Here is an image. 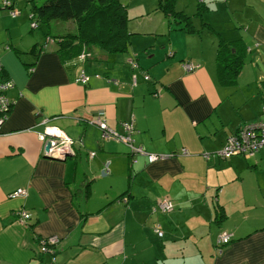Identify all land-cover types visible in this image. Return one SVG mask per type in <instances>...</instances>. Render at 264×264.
<instances>
[{
    "label": "crops",
    "instance_id": "1",
    "mask_svg": "<svg viewBox=\"0 0 264 264\" xmlns=\"http://www.w3.org/2000/svg\"><path fill=\"white\" fill-rule=\"evenodd\" d=\"M149 14L141 17L148 20ZM22 17L0 7V63L14 83L7 95L15 100L0 125V264H264V148L246 157L203 156L219 150L243 124L264 117V90L253 79L241 89L244 101L255 104L254 113L222 110L238 82H217L218 38L199 26L192 32L179 29L165 14L168 42L179 61L166 59L164 39L159 49L158 42L134 38L140 31L132 29L128 68L109 73L96 63L105 52L87 47L94 58L69 71L56 45L41 48L45 37L25 47L18 30ZM153 20L144 25L165 32ZM244 29L251 36L246 47L255 41L264 49V17ZM177 33H186L188 40L181 53L173 39ZM205 39L212 52L205 51ZM131 58H139L145 69H131ZM183 61L198 67L185 71ZM244 64L236 78L252 72ZM81 70L89 76L86 84L75 80ZM96 115L117 130L133 120L135 145L172 155L156 162L134 155L132 162L127 145L101 139L100 130L87 122ZM49 125L74 139V155L44 156L38 135ZM106 163L107 174L101 175ZM17 188L27 194L11 198ZM159 197L170 198L173 210H158ZM18 210L30 214L24 223ZM221 231L231 232L232 240L218 251ZM48 236L58 237L54 256L39 252L37 238Z\"/></svg>",
    "mask_w": 264,
    "mask_h": 264
},
{
    "label": "rangeland",
    "instance_id": "2",
    "mask_svg": "<svg viewBox=\"0 0 264 264\" xmlns=\"http://www.w3.org/2000/svg\"><path fill=\"white\" fill-rule=\"evenodd\" d=\"M202 1L205 2V5H202ZM227 1H229L230 3L228 5V8L226 7ZM43 2L44 0H35V3L37 5H40ZM122 2L126 4L127 15L129 17L128 31L132 29L140 31V32H136L138 33V35L133 34V37L139 39L144 38V40L148 41L147 42L148 45L152 43L157 44L158 42L159 49H164L160 46L164 39L166 41L165 45L167 49L164 52L166 59L171 61L176 59L177 61H179V56L177 55L176 52H174L173 47H171V43L168 42V33H167L168 20L165 17V13L162 11L161 13L153 11L159 5V0H122ZM19 7H20L18 9L19 13L16 15V17L19 16L20 14H22V16H25L22 17L24 18V21L22 22L21 27L18 28V30L25 37V47L31 46L34 43V39H37L39 37L43 38L47 34L56 36V35H64L67 34L68 32L74 31L75 25L72 20L52 19L48 22H41L38 19L37 21H35V26L30 27V24L33 21V19H30L28 17L29 12L33 11L31 9V4L29 3L26 4L24 0H21ZM174 7L177 11H182L187 16L189 14L194 13L196 17L191 18L193 22H191L190 25L199 26L201 29L204 30V32H211V34H213L211 35L213 38L215 37L218 38V41L216 42L217 45L220 43L219 42L220 40H223L222 42L225 43L229 49V51L228 49L226 50V55L230 57V58L228 57V61L226 62V64L228 65L232 64V59L230 55L234 54V56L241 57L243 59V62L245 63L244 66L245 65L248 66V68L252 71V72L247 71L246 73H243V75L239 78L233 77L235 79L233 83H230V85L234 86L238 82V87L237 88L233 87L229 98L225 100L227 103V105H224L226 109L225 110L222 109V110L226 114H253L255 104L254 103L250 104L248 102L246 103V100L244 101L243 94H245V92L244 89H241V87L246 86L249 82H252L249 80L253 79V81L255 80V84H257L260 89L264 90V84L262 83L264 82V49L257 46L258 43L254 41L250 45V48H247L246 51L244 50V47L248 43L250 36V34H248L246 29L244 28L245 26L247 27L250 23H254L257 20H259V16L264 17V4L257 0H248V2L245 4H243V2H241L240 0H174ZM147 13L150 14L147 15L148 20H145L141 16L146 15ZM151 19H154L153 25H156L157 29L161 28L165 32L156 33V30H152L151 28H148L147 26L144 25L146 21H148L147 22L148 24L151 23L150 22ZM170 22L173 25H176L173 18L171 19ZM183 25L184 22H182L181 26ZM237 33H239V36ZM185 34L186 33H180V34L177 33L176 36L173 37L176 46L179 47L180 50L178 53H181V51H186L187 49L188 40L185 37ZM209 38L211 39V37ZM32 40L33 42H31ZM210 47H211V42L205 39L204 40L205 51H207L208 48ZM252 48L255 50L252 51ZM233 50H235L237 54ZM145 51L146 50H144V52ZM210 51L212 52L211 48L208 50V52ZM20 54L21 56L26 55L25 53H20ZM217 54L218 52L217 50H215L214 56L217 57ZM106 56L107 57L109 56L110 58L106 60L105 59ZM113 56L116 57L114 58ZM125 62H126V52H123V53H112L110 55L102 53V58L96 63L103 64L104 66L107 67V71L109 73L115 75L116 73L125 70V68H128L124 64ZM130 66L131 69H133L136 66L135 68H138V71L145 69L144 65L139 63V58H136L134 64L131 63ZM224 69H225V75L232 76L230 72L227 71L226 68ZM135 73L138 74L137 71H135ZM135 73L132 74V77L136 75ZM142 73L144 78L145 76H148L150 78V75L146 71H142ZM258 76H260L261 78H258ZM217 82L220 84V82L222 81L219 80L218 78ZM252 85L254 86V83H252ZM248 91L250 94L253 90L252 88H249ZM233 94L235 100L233 98ZM155 95H158V93L156 92ZM149 96L156 98L153 94H149ZM228 105L231 106L232 109H228L227 107ZM263 106H262V111H263ZM127 122H131L134 129L133 120L130 119L127 120ZM113 129L117 130L116 128ZM117 131L121 132L122 130H117ZM100 132H101L100 133L101 139H103L102 131L100 130ZM69 137L70 139L74 140L71 136ZM144 151L147 153H158V154L169 155V152H149L146 150ZM137 155H143V154H137ZM107 162H109V160ZM173 207H174V203H173Z\"/></svg>",
    "mask_w": 264,
    "mask_h": 264
},
{
    "label": "trees",
    "instance_id": "3",
    "mask_svg": "<svg viewBox=\"0 0 264 264\" xmlns=\"http://www.w3.org/2000/svg\"><path fill=\"white\" fill-rule=\"evenodd\" d=\"M2 2L3 0H0L1 8H3ZM20 2L21 0H10L12 8L15 9L20 8ZM24 2H26V4H31V9L36 13L37 20L39 19L41 22H48L52 19L73 21L75 25L73 32L56 36L47 34L45 35L41 46L42 49H45L49 44L56 45L57 51L63 61V65L69 71L76 69L78 61H85L92 58L87 47H95L107 54H112L126 52L130 45L131 33L128 31L129 17L127 15L126 4L123 3L122 0H44L40 5H37L35 0H24ZM10 8L11 7H9V9ZM156 9H159L167 15H171L177 28L183 29L186 32H192L193 25H190V23L193 22V20H191L192 16H187L182 11H177L174 7V0H159V5ZM5 10L7 11L8 9ZM182 22H184L183 26H181ZM222 41L223 40L219 41L220 43L217 49L219 79L222 82L233 83L244 62L241 57L231 54L232 64H226L229 57L226 55L228 47ZM5 48H9V46L6 45ZM247 48L248 46H245L244 50ZM233 51L236 53L235 50ZM81 55H84L85 58L80 59L79 57ZM134 61L135 59L131 58L129 63H134ZM224 68H226L232 76L225 75ZM82 71L83 70L79 72L75 80L79 77ZM97 75L98 74H95V76ZM9 77V72L0 63V85L6 81H9L14 85ZM148 79L150 78L148 77ZM8 91L5 92L6 95ZM6 97L7 100L4 107L1 108L0 106V119L6 118V115L15 103V100H12L8 95ZM222 232H228L231 234L229 231H221L218 235ZM37 240L40 253H45L44 251H41L42 244L49 249H54L56 253V243L51 244L48 237H38ZM231 240L232 235L228 242L220 245L217 244L216 237L215 244L217 250L220 251L223 246L228 245Z\"/></svg>",
    "mask_w": 264,
    "mask_h": 264
},
{
    "label": "built area",
    "instance_id": "4",
    "mask_svg": "<svg viewBox=\"0 0 264 264\" xmlns=\"http://www.w3.org/2000/svg\"><path fill=\"white\" fill-rule=\"evenodd\" d=\"M3 9H8L9 15L12 17H15L19 10L12 8V5L10 3V0H3L2 2ZM5 7V8H4ZM9 7H11L9 9ZM28 17L30 19H33L32 23L30 24V27L35 26V21H37L36 13L33 11L29 12ZM80 59H84L85 56L81 55L79 57ZM134 64V63H132ZM182 68L185 71H192L195 68L198 67V64H193L191 62H185L183 61L181 63ZM135 79V75L133 76ZM88 76L82 71V73L79 75V77L76 79L77 82L85 83L88 81ZM145 79H148V76H145ZM13 87V84L9 81L4 82L0 85V106L1 108L4 107V104L7 100V95L5 92H7L9 89ZM263 112H264V106H263ZM5 119V118H4ZM3 118L0 119V125L2 124ZM90 122L92 125L98 127L102 131V137L104 139H113L120 141L128 146L129 152L132 156V162L136 161V157L134 155L137 154H143L146 156L148 162H156L161 161L168 156L172 155L169 153V155L165 154H158V153H147L143 150L141 146H137L134 144V140L132 139L131 133L133 131V126L131 122H122V131L119 132L113 128H111L103 118L99 117L98 115L93 116V119L87 120V122ZM46 132H51L54 134H57L60 136V138H51L46 135ZM39 139L42 142H46L47 140L55 141L58 144V147L62 146H68L70 149H72V145L74 141L70 139L69 136H67L59 127L49 125L46 126L43 133H39L38 135ZM264 148V117L247 122L243 124L237 131L234 133H231L229 136L226 137L225 142L223 146L212 153L204 152L203 156L205 158H208L210 155H215L220 158H228L231 155L234 154H242L243 156H253L255 153H257L260 149ZM182 153H187L185 148H181ZM95 154V152L91 151L89 152V156L92 157ZM56 158H63L61 154L54 155ZM27 194L26 190L24 188H17L13 192L10 193L11 198L19 197V196H25ZM124 201L125 198H122ZM155 207L158 208L161 212H169L173 209V203L170 198H160L156 200ZM16 215L21 222H25L29 217L30 214L23 210H18L16 212ZM155 232L161 236L163 231L161 230L159 224H156L154 227ZM231 237V234L228 232H222L217 236V244H225L228 242L229 238ZM48 240L51 244H55L58 242L57 236H48ZM41 251L51 253V255L54 256L55 251L54 249H49L43 244L41 245ZM54 264V262H51Z\"/></svg>",
    "mask_w": 264,
    "mask_h": 264
},
{
    "label": "water",
    "instance_id": "5",
    "mask_svg": "<svg viewBox=\"0 0 264 264\" xmlns=\"http://www.w3.org/2000/svg\"><path fill=\"white\" fill-rule=\"evenodd\" d=\"M46 135L51 138H60L59 135L51 133V132H46ZM43 154L44 156L49 157V158H56L54 157V155L61 154L62 156H64L62 159H65L67 156L74 155V150H73V146H72V149H70L68 146L58 147L57 142L47 140L43 148ZM107 167H108V164L106 163L105 168L101 172V175L107 174ZM51 262L52 261H50V263H47V264H52Z\"/></svg>",
    "mask_w": 264,
    "mask_h": 264
}]
</instances>
